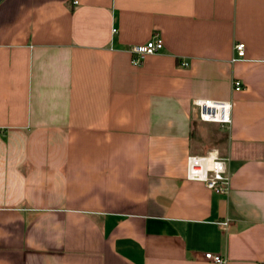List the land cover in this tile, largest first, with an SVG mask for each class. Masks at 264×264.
Instances as JSON below:
<instances>
[{
	"label": "crops",
	"instance_id": "crops-1",
	"mask_svg": "<svg viewBox=\"0 0 264 264\" xmlns=\"http://www.w3.org/2000/svg\"><path fill=\"white\" fill-rule=\"evenodd\" d=\"M213 148L226 194L185 176ZM0 264H264V0H0Z\"/></svg>",
	"mask_w": 264,
	"mask_h": 264
},
{
	"label": "built area",
	"instance_id": "built-area-1",
	"mask_svg": "<svg viewBox=\"0 0 264 264\" xmlns=\"http://www.w3.org/2000/svg\"><path fill=\"white\" fill-rule=\"evenodd\" d=\"M77 2V0H75ZM115 30V28H113ZM163 47L162 38L155 34L145 42L130 46V62L139 65L148 54L158 52ZM232 60L245 57V43L236 41L233 45ZM182 64H187L183 61ZM233 88L239 90L243 87L240 79H233ZM193 104L197 108L198 117L204 121L217 122L221 126H229L232 121V102L230 99L194 98ZM229 156L213 148L207 153H190L186 156L185 176L191 180L202 181L207 187L218 193H228L231 185L229 172ZM225 223L227 221H224ZM204 256L212 261L223 263L226 257L212 251H205Z\"/></svg>",
	"mask_w": 264,
	"mask_h": 264
},
{
	"label": "rangeland",
	"instance_id": "rangeland-1",
	"mask_svg": "<svg viewBox=\"0 0 264 264\" xmlns=\"http://www.w3.org/2000/svg\"><path fill=\"white\" fill-rule=\"evenodd\" d=\"M222 126H217L214 125L212 126V130L210 131V134H212V143H215L216 145L219 143V141H221V139L223 138V134L221 133V130L219 128H221ZM225 127V126H224ZM209 140V139H208ZM210 141V140H209Z\"/></svg>",
	"mask_w": 264,
	"mask_h": 264
}]
</instances>
